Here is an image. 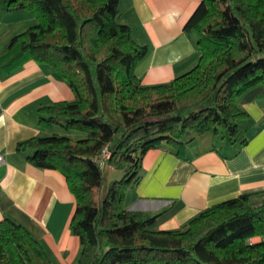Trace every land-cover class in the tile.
I'll list each match as a JSON object with an SVG mask.
<instances>
[{
  "label": "trees",
  "instance_id": "obj_1",
  "mask_svg": "<svg viewBox=\"0 0 264 264\" xmlns=\"http://www.w3.org/2000/svg\"><path fill=\"white\" fill-rule=\"evenodd\" d=\"M0 4L37 21L11 39L2 66L34 59L75 93L41 107L39 122L52 133L21 141L17 150L65 176L77 203L71 221L82 243L77 264H264V241H251L264 233V203L251 206L248 194L209 206L181 229L155 230L159 215L124 206L148 150L167 143L183 155L195 136H237V122L247 115L239 96L264 86V0H201L185 24L197 34L199 62L155 85L135 74L148 48L119 21V0ZM106 148L111 155L101 164ZM107 166L122 171L121 179L108 180ZM0 264L54 263L26 226L6 217Z\"/></svg>",
  "mask_w": 264,
  "mask_h": 264
},
{
  "label": "crops",
  "instance_id": "obj_2",
  "mask_svg": "<svg viewBox=\"0 0 264 264\" xmlns=\"http://www.w3.org/2000/svg\"><path fill=\"white\" fill-rule=\"evenodd\" d=\"M201 0H119V21L134 40L146 45L135 74L144 85L168 83L197 65V34L185 24ZM26 10L0 4V60L11 39L36 23ZM75 93L48 65L34 59L16 68L0 63V220L9 217L26 226L54 264H77L82 243L72 231L76 198L65 176L36 167L19 142L52 133L40 120V108L73 100ZM247 114L238 134L195 136L183 155L167 143L148 150L140 181L130 187L124 206L159 215L153 228H184L201 211L226 199L248 194L249 204L264 203V86L254 85L238 98ZM72 136L77 138L78 133ZM113 170V169H112ZM264 241V233L251 238Z\"/></svg>",
  "mask_w": 264,
  "mask_h": 264
},
{
  "label": "rangeland",
  "instance_id": "obj_3",
  "mask_svg": "<svg viewBox=\"0 0 264 264\" xmlns=\"http://www.w3.org/2000/svg\"><path fill=\"white\" fill-rule=\"evenodd\" d=\"M60 133H62V130H59ZM106 172L108 175V180H116V179H121V177L123 176V172L119 171V170H112V168L110 166H107L106 168Z\"/></svg>",
  "mask_w": 264,
  "mask_h": 264
},
{
  "label": "built area",
  "instance_id": "obj_4",
  "mask_svg": "<svg viewBox=\"0 0 264 264\" xmlns=\"http://www.w3.org/2000/svg\"><path fill=\"white\" fill-rule=\"evenodd\" d=\"M102 159L100 160L101 164H104L105 160L108 159L110 157V151L106 148L102 154ZM5 162V155L0 152V163Z\"/></svg>",
  "mask_w": 264,
  "mask_h": 264
}]
</instances>
